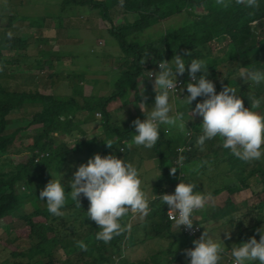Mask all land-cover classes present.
Wrapping results in <instances>:
<instances>
[{"label":"trees","instance_id":"obj_1","mask_svg":"<svg viewBox=\"0 0 264 264\" xmlns=\"http://www.w3.org/2000/svg\"><path fill=\"white\" fill-rule=\"evenodd\" d=\"M70 2L90 11L97 9V12L100 11L101 15L108 19L111 36L123 50L122 55L117 58L118 66H110L119 77L111 89V94L106 96H92L90 93L93 92H83L87 87L95 88L94 81L97 80L93 73L84 72L72 74L76 79L72 84L64 82L58 87H52L50 84L47 89L42 90L34 86L29 87L28 84L26 88L29 90L12 89L9 86L10 79H25V75H30L29 78L42 82L46 77L50 80L56 74L54 72L48 73L49 75L34 74L37 71L35 68L40 69L41 65L53 62L46 60L37 63L33 56L28 54L14 58L13 55L6 56L3 52L5 49L12 51L16 47L27 49L29 43L26 39L32 35V32H28L33 30L35 25L40 27L41 22L33 19L22 25L27 29L21 31L22 34L26 32L23 34L24 37L9 38L6 34L12 31H8L7 28L0 32V229L2 221L6 218H11L12 221L20 218L25 222V229L20 230L25 233L23 236L17 234L13 238L3 240L0 238V263L101 264L114 261V255L117 254L121 256L118 264H135L132 260L131 247L145 245L149 238L152 240L164 238L168 240L167 249L154 259L153 264H160L158 262L162 261L160 257L168 255L170 258L168 257L163 264H171L176 259L179 260V264H186L183 250L191 248L192 244L182 242L180 249L174 250L178 235L184 233L178 228L173 229V221L168 220V206L162 205L158 198L150 201V211L143 219L138 214L131 219V214L124 217V222L130 223L131 229L105 243L95 239L99 226L85 217L84 205L88 201L86 198L81 196V207H76L69 197L62 209L64 214L54 216L47 211L46 203L38 198L39 192L53 178L52 174L54 177H62L66 191L70 190L68 181L72 177L73 167H76L73 155L76 154L78 157L83 154L73 151V146L67 142L75 140L77 136H82L80 139L82 142L87 140L84 130L75 131L74 127L85 120L96 118L97 112L102 113L100 120L104 128H110L111 131L116 129V134L121 136V141L117 139L113 142L116 148L123 149L121 158L128 159L129 145L125 141L130 138L123 134L121 124L114 125L118 118L112 116L111 106L124 96L127 103L154 102L153 89L147 85L153 83L155 77H151L150 82L145 80L144 85L139 84V77L145 75L147 71L154 73L159 71L158 62L161 59L171 60L174 54L184 55L185 50L189 51L192 58L204 61L205 69L208 71L207 78L214 82L217 92L221 90V84H229L236 88L237 95L244 101V106L250 108L248 96H264V84L240 81L235 74L240 66L264 70V37H260L258 33L262 27L259 23L264 20V0H259L255 9L245 7L244 3L238 0H230L228 7H222L217 0H124L122 6L119 0H62L61 8ZM115 5H120L125 13L136 14L137 17L132 21L125 20L119 23L110 20L108 10ZM171 19H174V22L172 25L169 24V27L161 25L155 27ZM181 20L183 22L179 24ZM43 42L41 39L40 43ZM95 51L91 50L90 53ZM225 60L230 65L221 71L219 69L224 66ZM25 62L29 65H23ZM177 79L184 81L180 87L181 92L189 79L187 71ZM148 92L150 93L147 97L143 96ZM181 95L184 97L187 92ZM201 99L197 97L192 106L194 107ZM30 104L39 105L40 108L27 112L26 117L21 120L24 126L8 128L11 110L22 109ZM184 108L185 125H188L189 131L193 130V135L191 138L180 134L174 139L168 138L166 129L161 126L160 138L153 146L161 172L151 186L152 196L170 193L179 179L186 182L191 179L196 183V177L207 174L208 185L214 186L209 193L227 195L223 201L226 207L214 211L210 218L219 220L227 216L228 223L231 224L234 214H243L241 220L235 222V228L233 227L235 231L231 238L223 240L225 246L231 248L233 243L246 241L253 235L258 240L259 233L255 229L264 226V157L250 162L241 161L232 156L227 149L220 147L219 138L205 142L210 152L203 155L201 150L205 144L202 146L195 144L196 137L201 131L202 117L190 113L194 117L191 119L187 106ZM257 110L264 113V102ZM77 113H82L83 117L76 120ZM25 121H28L27 124ZM35 124L41 126L32 130L33 132L28 131L27 125ZM132 130L135 131L133 126ZM18 137L19 144L15 142ZM95 139L96 136L89 141ZM182 145L189 146L190 149L184 148L183 153L178 151ZM25 150L28 154L20 155ZM179 155L185 158L183 167L178 168L174 175H170V164L174 165ZM77 162H80L79 165L85 163L80 160ZM181 172H185L186 176L185 174L181 176ZM203 189L204 185L197 184L196 190L203 192ZM248 189H251V194L247 193ZM246 198L251 204L244 209ZM255 199L256 202H252ZM28 204L31 205L30 211L27 210ZM196 223L203 231V221L196 219ZM135 232H140V237H137ZM22 238L28 241V248L18 247L16 242ZM79 240L87 244L86 250H81L77 246L76 242ZM59 250L63 251L65 257H59L57 261L56 253ZM127 250L128 255L123 257Z\"/></svg>","mask_w":264,"mask_h":264},{"label":"clouds","instance_id":"obj_2","mask_svg":"<svg viewBox=\"0 0 264 264\" xmlns=\"http://www.w3.org/2000/svg\"><path fill=\"white\" fill-rule=\"evenodd\" d=\"M238 2H243L247 8L255 9L259 0ZM123 3L124 0H119L121 6ZM217 3L222 7H228L230 0H217ZM6 35L10 38L12 33L8 32ZM158 69L159 71L155 73L147 71L144 75L149 78L155 77L154 104L148 106L144 102H138L144 119L136 118L132 121L135 129L131 138L132 144L152 148L160 138L161 126L166 130L169 127L184 131L186 105L189 115L191 113L202 117L201 131L195 140L196 145L202 146L208 140L219 138L220 147L227 149L232 156L241 161L250 162L264 157V113L257 110L264 102V96H248L251 105L249 108L244 106V101L237 95L236 88L229 84H221V90L217 92L214 82L207 78L208 71L205 69L204 61L192 58L187 50L184 55L174 54L171 60L161 59L158 62ZM186 71L189 79L180 92L184 81L177 78ZM236 75L240 81L264 84V70L240 66L236 70ZM178 81L182 83L177 88ZM185 91L187 95L183 97L181 93ZM197 97L202 99L193 107V101H196ZM101 116L102 113L98 117ZM190 116L191 119L194 118L193 115ZM187 134L191 138L193 130ZM104 141L106 146L114 145L111 139ZM184 148L190 149L189 146L182 145L178 151L183 153ZM184 159L183 155H179L175 164H170V175H174L178 168L182 169ZM77 166L73 167L72 177L68 181L70 190L66 191L62 177H54L51 173L53 178L39 192L38 198L46 203L47 211L54 216L64 214L62 209L69 197L76 207H81V196L86 198L89 205L85 217L99 226L95 239L105 243L131 229V224L124 222V217L131 214V219L138 214L143 219L148 215L149 203L153 199L158 198L162 205L168 206V220H173L181 230L182 226L191 228L196 223L194 214L198 210H205L216 204V198L212 193L196 190L197 184L188 178V182L181 180L177 183L172 193L150 196L143 186L140 169L115 154L95 153L86 163ZM242 216L243 214H234L231 224L219 228L218 232L208 228L202 231L201 228L200 237H191L195 238L192 241L194 247L183 250L186 264H221L225 256L229 257L231 264H264V226L255 229L259 233L258 240L253 235L246 241L233 243L231 248H227L220 238L221 231H224L225 238L230 239V227H234L235 222L241 220ZM76 243L81 250L87 249V244L83 240Z\"/></svg>","mask_w":264,"mask_h":264},{"label":"rangeland","instance_id":"obj_3","mask_svg":"<svg viewBox=\"0 0 264 264\" xmlns=\"http://www.w3.org/2000/svg\"><path fill=\"white\" fill-rule=\"evenodd\" d=\"M4 0H0V32L5 31L4 28H7L8 31H12L13 37H24V33L21 31H26V28H23L22 25H26L31 22L33 19L36 22H41V26L35 25V28L30 30L28 33L32 32V35L28 36L26 39L29 43L28 48H14V50H4V54L6 56L13 55L14 58H20L24 55L33 56V58L40 63L41 61H50L52 63H46L41 65V68L37 69L34 72L35 76L40 74H48L50 72H54L56 75H53L54 78H50V80L46 77L42 82H39V79H31L30 75H25L24 78H13L9 80V86L12 89L17 90H29L26 86H34L36 89H47L50 84L52 87H58L62 85V83L67 82L72 84L75 82L74 73H93L94 76L97 77L95 80V88L90 89L87 87V90L83 92L90 93L92 96H106L111 94V89L114 87V83L117 80L119 75H116L115 70L111 69L110 66H118L117 58L122 55V47L117 43V41L111 36L110 25L108 19L101 15V12L96 10L90 11L89 9L78 6L74 2L68 3L64 8H61L62 0H7V2H3ZM109 19L114 20L115 22H123L125 20H133L134 17H137L136 14H127L123 11L120 5L112 6L109 10ZM11 20V21H10ZM174 19L170 21H166L161 24H157L155 27L161 25L164 27H169V24H173ZM183 20L178 23L181 24ZM262 26L258 33L260 37H264V20L259 23ZM24 39V38H22ZM41 39L44 40L43 43H40ZM48 40V41H47ZM91 50H96L95 53H90ZM23 65H29L25 62ZM230 65V63L225 60L224 66H221L219 70H226L225 67ZM39 70V71H38ZM28 73V72H27ZM146 73V72H145ZM20 75V73H18ZM49 75V74H48ZM236 75V74H235ZM237 76V75H236ZM56 77V78H55ZM151 78L144 77L141 75L139 77V84H143L145 80L150 82ZM187 81V79H185ZM35 81V83H34ZM154 81V80H153ZM43 83H47L43 86ZM93 86V85H92ZM153 83L148 84L147 87H151L153 89ZM36 89H32L35 91ZM150 92L145 93L143 96H148ZM155 95V92L152 91ZM123 100V101H122ZM177 103H179V97H177ZM154 102L147 104L148 106H152ZM112 116L118 118L114 125L121 124L122 132L125 136L129 137L130 140L125 141L127 145H129L128 162L133 163L135 166L140 169L141 177L144 181V187L152 196L151 186L156 182L161 169L159 167V159L155 156L152 148H144L143 146L132 144L131 138L134 135L132 134V121L136 118L144 119V113L140 109L138 103H127L126 96L121 98V100H117L112 104ZM40 108V106H36L34 104L27 105L22 109L15 108L11 110L9 113V121L8 128L21 127L25 124L21 122L26 117L28 111H36ZM185 110V108H184ZM188 111V110H187ZM87 116V115H85ZM83 117L82 113H77L76 120L78 118ZM101 117L96 116V119L85 120L83 124H78L74 127V130H83L91 125L89 132L86 133L87 140L81 141L79 136L76 137L75 140L68 141V145L73 146L74 150L83 155L76 154L73 155V161L75 166L79 165L77 160L85 161L95 153H100L101 155L115 154L118 158L123 156V151L116 148L115 142H113V147H109L105 145V140L111 139L115 141H121L122 138L120 135H117L116 129L111 131L110 128L105 129L101 123ZM130 119V120H129ZM129 120V122H124ZM26 124L28 121H25ZM76 122V121H75ZM129 125V126H128ZM28 131L35 130L41 124L35 125H27ZM186 129L184 131H180L177 128H172V130L167 133V137L174 139L178 137V133L188 136L189 127L185 125ZM125 127H129L128 129H124ZM33 132V131H32ZM80 133L81 132H77ZM116 134V135H115ZM132 134V135H131ZM92 136L96 139L93 141H89V138ZM187 138V140H188ZM182 141V138H181ZM17 144L20 142V138H16L15 141ZM181 144V143H180ZM206 149L207 152L204 150ZM120 150V151H119ZM202 154L205 155L210 152V148L206 143L201 150ZM26 155L28 152L26 150L20 155ZM83 159V160H82ZM175 163V162H174ZM207 165H210L207 163ZM180 174L186 176L185 172H181ZM181 175V176H182ZM181 180L177 183H179ZM195 181L199 185H204L203 192L209 193L210 190L214 189L213 184L208 185L209 179L207 178V174L203 176H198L195 178ZM186 182V181H185ZM258 189V188H254ZM248 194H251V189L247 190ZM255 193L253 192L252 195ZM216 198L215 206H209L205 210H198L195 214L194 220L196 219L203 221L202 225L205 228L210 230H219V228L227 225L228 220L225 216H223L219 220H212L210 215L218 210L220 207L225 208L224 198L227 197L226 194H214ZM246 209L247 206L251 204L248 199H244ZM252 202H256L252 200ZM211 203V202H210ZM89 205V201L84 205L85 211H87ZM31 205L28 204L27 210H31ZM27 210H23V212H27ZM22 213V212H21ZM86 213V212H85ZM217 214V213H216ZM8 227V228H6ZM180 229L179 226L173 223V229ZM235 228V226H234ZM233 227H230L231 236L233 235V231H235ZM25 229V222L18 218L17 220H11V218H6L2 221L1 229H0V238L1 240L9 238H13L14 235H24L23 231L20 230ZM181 230V229H180ZM137 237H140V232H135ZM201 235V234H200ZM224 231H221L220 238L223 240L225 237ZM200 237V236H199ZM195 238H188L184 234H180L177 237V242L174 246V250H179L182 242H187L188 244H192V241ZM259 239V238H258ZM191 242V243H190ZM17 245L19 248H28V241L24 238L18 240ZM168 246V240L162 239H150L148 242L139 247H131L130 251L132 254V260L135 261V264H153L155 263V258L161 255ZM191 247H194L192 244ZM126 248V247H125ZM129 250L125 251L124 256L128 255ZM59 257L64 258L65 254L62 250H59L56 253V260H59ZM170 258V255H168ZM168 257L161 256L160 259L163 262H166ZM1 259V257H0ZM114 261L112 262H102L101 264H118V261L121 259V256L114 255ZM183 259L186 260L184 253ZM140 260H143L140 261ZM139 261V262H138ZM229 262V259H228ZM2 264V263H0ZM59 264V263H57ZM171 264H179V260L173 261ZM223 264H227V258L223 260ZM231 264V262H229Z\"/></svg>","mask_w":264,"mask_h":264},{"label":"built area","instance_id":"obj_4","mask_svg":"<svg viewBox=\"0 0 264 264\" xmlns=\"http://www.w3.org/2000/svg\"><path fill=\"white\" fill-rule=\"evenodd\" d=\"M181 83H182L181 81H178L177 88L181 85ZM177 92H178V90H177ZM97 115L100 116L101 113L99 112V113H97ZM174 189L170 193H172L174 191ZM167 215H168V213H167ZM168 218H169V216H168ZM182 230L186 235H188L190 237H198L200 232H201V226L199 224L194 223V225L191 228H185L182 226Z\"/></svg>","mask_w":264,"mask_h":264},{"label":"crops","instance_id":"obj_5","mask_svg":"<svg viewBox=\"0 0 264 264\" xmlns=\"http://www.w3.org/2000/svg\"><path fill=\"white\" fill-rule=\"evenodd\" d=\"M81 118V117H80ZM79 119V118H78ZM96 119V118H95ZM88 120H90V119H88ZM85 122V121H84ZM80 124H83V123H80ZM91 128V125H88L85 129H84V132L85 133H88L89 132V129ZM83 129V128H82ZM172 130V128H169V127H167V130H166V133H169L170 131ZM178 135H179V133H178ZM172 138V137H171ZM224 240V239H223ZM225 258H227V260H228V258L229 257H227V256H225L223 259H222V261L225 259ZM221 261V262H222ZM229 263V262H228Z\"/></svg>","mask_w":264,"mask_h":264}]
</instances>
